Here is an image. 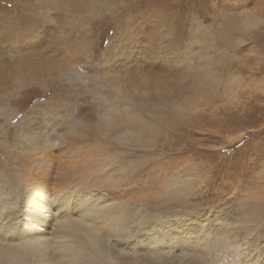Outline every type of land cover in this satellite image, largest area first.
<instances>
[{
    "label": "rangeland",
    "instance_id": "1",
    "mask_svg": "<svg viewBox=\"0 0 264 264\" xmlns=\"http://www.w3.org/2000/svg\"><path fill=\"white\" fill-rule=\"evenodd\" d=\"M136 3L0 0V104L17 114L9 125L0 116V186L9 182L4 188L13 195L14 167L22 172L31 163L23 165L24 143L14 129L22 114L53 109L68 114L64 123L78 116L96 121L116 105L113 124L96 125L84 176L94 174L96 158L111 184L144 187L147 197L141 192L138 199L152 201L153 218L188 239L181 250L202 253L214 237H235L224 263L264 264V0H198L156 28ZM246 17L258 21L232 26ZM147 82L162 86L134 92ZM106 83L133 91L134 102L123 93L117 99ZM181 250L166 254L167 264L192 260Z\"/></svg>",
    "mask_w": 264,
    "mask_h": 264
},
{
    "label": "bare ground",
    "instance_id": "2",
    "mask_svg": "<svg viewBox=\"0 0 264 264\" xmlns=\"http://www.w3.org/2000/svg\"><path fill=\"white\" fill-rule=\"evenodd\" d=\"M257 21L258 19L246 17L240 21V26L236 23H232V26L246 29ZM8 37L10 38L9 35ZM10 40L13 41L11 38ZM16 63H20L23 68L30 65L22 63L21 60ZM147 83L144 86V81L142 84L144 87L135 89L134 92L139 91L145 94L153 85L157 90L162 86L159 82ZM107 85L115 91L117 99L123 93L127 102H134L133 96L130 95L134 94L133 91L128 92L122 86L112 87L110 83ZM103 98L107 100L104 102L106 105L111 103L107 95ZM114 101L117 104V100L114 99ZM126 101L120 103L127 108L129 105ZM136 104L138 106V103ZM115 106L108 107L110 110L105 106L109 110L105 112L106 114L104 113L106 119L104 117H99L96 121L92 119L95 125L86 116L84 118L78 116L82 119L77 117L73 123H64L68 114L56 116L53 114V109H50L49 113L42 112L37 117H35L36 111L31 110L25 115L22 114L16 121L14 129H18L17 134L24 143V151L19 152L24 154L23 165H29L30 160L31 163L22 172L19 167H14L16 187H10L14 190L10 192L15 194L14 196L7 193L6 189L9 188H4L9 182L5 181L2 187L0 186V264H148L150 260H161L162 264H167L169 259L165 256L166 254H171L174 249L181 250L188 244L185 236L180 237L181 231L176 232L174 228L165 230L166 219L153 218L152 213L149 212L152 201L143 202L147 197L144 187L140 188L138 184L126 187L124 185L126 181L118 183L114 180L115 182L111 184L106 180V177L110 176L109 172L106 177L101 176L107 167L103 168L96 158L94 174L90 173L89 177L84 176L91 167V155L87 150L96 141L94 138L98 131L97 126H102L105 121L109 123V126L113 124L114 112L117 115L116 110L119 112ZM0 116L3 117L5 124L9 125L8 122L16 118L17 114L16 111L14 114L10 108L7 109V104L3 102L0 104ZM58 125H61V129ZM144 127L147 128L143 126V129ZM50 176L59 179V184L51 186L46 180ZM172 179L166 180L168 186ZM158 183H160L159 180ZM141 192L143 200L138 199ZM189 233L193 234L191 230H188ZM186 237L189 236L186 235ZM232 239L234 240L235 237ZM233 240L227 236L214 237L212 241L208 240L205 244V253L204 250L201 253L198 250L193 251L192 247L193 250L186 247L184 250L192 253L193 256L191 255L189 260H192L185 264H223L227 254L234 252L235 244L231 242ZM173 257L176 256L173 255Z\"/></svg>",
    "mask_w": 264,
    "mask_h": 264
},
{
    "label": "snow or ice",
    "instance_id": "3",
    "mask_svg": "<svg viewBox=\"0 0 264 264\" xmlns=\"http://www.w3.org/2000/svg\"><path fill=\"white\" fill-rule=\"evenodd\" d=\"M197 3L198 0H175L173 3H170L169 0H137L133 7L138 8L143 17L156 28L161 23L167 22L173 12L185 7H192ZM225 196H227V191Z\"/></svg>",
    "mask_w": 264,
    "mask_h": 264
}]
</instances>
